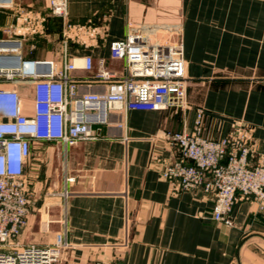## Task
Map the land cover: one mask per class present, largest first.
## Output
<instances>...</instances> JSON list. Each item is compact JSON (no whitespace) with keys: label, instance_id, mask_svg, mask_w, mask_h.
I'll use <instances>...</instances> for the list:
<instances>
[{"label":"crops","instance_id":"0c3cea01","mask_svg":"<svg viewBox=\"0 0 264 264\" xmlns=\"http://www.w3.org/2000/svg\"><path fill=\"white\" fill-rule=\"evenodd\" d=\"M51 0H14L0 11V40L23 44L24 60L78 68V93H103L83 69L87 56L123 73L110 56L113 41L147 29L163 40L181 28L188 79L185 109L108 113L94 126L99 139L65 147L37 142L26 165L31 215L20 242L51 245L66 221L73 248L60 264H264V209L239 198L233 227L213 221V201L202 190L177 192L161 177L179 151L168 133L193 132L196 110L201 133L228 135L243 124L264 152V0H66L67 19L54 18ZM45 18L43 33L30 34L23 13ZM12 33H5L7 29ZM0 77V87L18 88L22 113L34 114V86ZM67 197H63L64 192ZM126 239L129 248L115 249Z\"/></svg>","mask_w":264,"mask_h":264},{"label":"built area","instance_id":"2783aa9c","mask_svg":"<svg viewBox=\"0 0 264 264\" xmlns=\"http://www.w3.org/2000/svg\"><path fill=\"white\" fill-rule=\"evenodd\" d=\"M14 0H0V11ZM50 13L67 19V1L51 0ZM30 34L43 33L45 18L26 12L20 16ZM163 40H152L147 29L131 33L124 40L113 41L110 56L124 63L123 73L110 70L101 62L95 68L87 56L83 69L93 72L92 81L102 84L103 93H78V80L72 76L78 66L66 64L57 70L53 61L24 60L23 44L17 39L0 40V77L34 86V114L22 113L18 88L0 87V264H60L63 252L73 248L67 237L66 221L51 245L23 244L20 237L31 215L30 184L26 165L32 146L55 142L73 147L99 139L94 126L104 124L108 113L185 109L188 106L186 62L181 28L161 27ZM5 33H12L9 28ZM205 117L196 110L193 132L168 133L178 148V158L167 164L161 177L175 191L202 190L213 201L210 217L226 227H233V207L239 198L252 200L264 209V152L258 150L252 131L243 124L228 135L209 139L202 135ZM68 196V192L62 194ZM126 250V239L115 244ZM95 264H110L101 259Z\"/></svg>","mask_w":264,"mask_h":264},{"label":"trees","instance_id":"16d2710c","mask_svg":"<svg viewBox=\"0 0 264 264\" xmlns=\"http://www.w3.org/2000/svg\"><path fill=\"white\" fill-rule=\"evenodd\" d=\"M51 16L54 17V18H59V17H56V16H54V15H52V14H51Z\"/></svg>","mask_w":264,"mask_h":264}]
</instances>
